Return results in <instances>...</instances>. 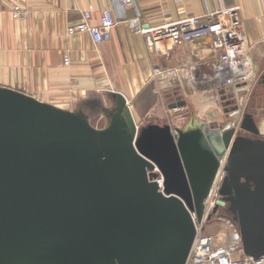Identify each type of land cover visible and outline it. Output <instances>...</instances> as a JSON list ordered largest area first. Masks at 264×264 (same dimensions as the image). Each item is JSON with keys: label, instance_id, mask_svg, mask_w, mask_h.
<instances>
[{"label": "water", "instance_id": "1", "mask_svg": "<svg viewBox=\"0 0 264 264\" xmlns=\"http://www.w3.org/2000/svg\"><path fill=\"white\" fill-rule=\"evenodd\" d=\"M261 67L251 105L264 103ZM239 84L217 85L230 108L215 124L193 113L183 125L139 124L116 93L103 127L0 85V264H184L191 212L201 219L223 157L212 213L224 207L242 252L264 255V136Z\"/></svg>", "mask_w": 264, "mask_h": 264}, {"label": "crops", "instance_id": "2", "mask_svg": "<svg viewBox=\"0 0 264 264\" xmlns=\"http://www.w3.org/2000/svg\"><path fill=\"white\" fill-rule=\"evenodd\" d=\"M14 4L21 5L24 17H12ZM88 4L94 6L93 24L105 8L117 18L109 39L94 42L86 32L66 31L81 20ZM232 6L239 9L250 59L234 91L247 90L244 102L264 136V103H250L264 65V0H135L133 6L111 0H0V85L79 112L96 127L109 122L116 93L139 124L183 125L191 113L215 124L224 120L226 109L221 107L223 86L210 78L218 62L211 38L174 45L164 55L147 46L145 35L134 31L127 19L138 16L144 28H155L187 16L216 18L218 10ZM164 67L177 68V74L154 78V68ZM225 227L215 219L207 229L217 235Z\"/></svg>", "mask_w": 264, "mask_h": 264}, {"label": "built area", "instance_id": "3", "mask_svg": "<svg viewBox=\"0 0 264 264\" xmlns=\"http://www.w3.org/2000/svg\"><path fill=\"white\" fill-rule=\"evenodd\" d=\"M111 1H116L122 6L135 4V0ZM93 10V4H88L81 11V20L68 25L66 31L69 34L86 32L94 42L109 39L117 18L110 8H105L101 10L99 22L93 24L90 22ZM11 15L14 18L24 17V10L20 4L13 5ZM127 21L134 31L145 35L147 46L153 47L164 55L174 45L210 37L212 49L218 57V62L212 65L210 78L217 79L215 82H218V85L228 86L239 83L243 75L241 72L249 65V45L237 6L221 8L217 11L216 18L213 14L187 16L155 28H144L138 16ZM175 74H177V68L174 67L154 68L153 71L154 78ZM147 174L150 180L157 183L159 190H163L164 177L155 163L147 170ZM225 175V158L223 157L215 170L207 195L203 199L201 219L197 221L195 213L191 212L196 233L184 264H264V255L254 257L242 252L237 225L227 215L212 213L221 197L220 187ZM215 219L227 226L222 236L208 232L209 222Z\"/></svg>", "mask_w": 264, "mask_h": 264}, {"label": "rangeland", "instance_id": "4", "mask_svg": "<svg viewBox=\"0 0 264 264\" xmlns=\"http://www.w3.org/2000/svg\"><path fill=\"white\" fill-rule=\"evenodd\" d=\"M223 104H221V107H222V105H224L225 106V109H228V108H230V105L229 104H227V100H223ZM229 110V109H228ZM228 112V111H227ZM225 115H226V112H225ZM104 123H105V120L104 121H100V125H104ZM218 213H223V214H225V215H227V216H230V214L226 211V209L224 208V207H222V208H220V210L218 211ZM219 231V230H218ZM217 231V232H218ZM221 231V230H220ZM220 236H222V234L220 233L219 234ZM227 235V234H226ZM227 238H228V235H227Z\"/></svg>", "mask_w": 264, "mask_h": 264}]
</instances>
